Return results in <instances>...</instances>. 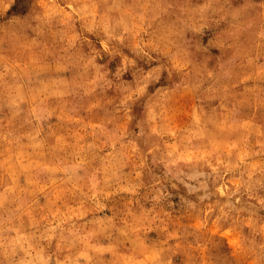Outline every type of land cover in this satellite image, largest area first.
I'll return each instance as SVG.
<instances>
[{
  "label": "rangeland",
  "instance_id": "rangeland-1",
  "mask_svg": "<svg viewBox=\"0 0 264 264\" xmlns=\"http://www.w3.org/2000/svg\"><path fill=\"white\" fill-rule=\"evenodd\" d=\"M0 264H264V0H0Z\"/></svg>",
  "mask_w": 264,
  "mask_h": 264
}]
</instances>
